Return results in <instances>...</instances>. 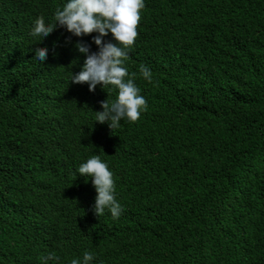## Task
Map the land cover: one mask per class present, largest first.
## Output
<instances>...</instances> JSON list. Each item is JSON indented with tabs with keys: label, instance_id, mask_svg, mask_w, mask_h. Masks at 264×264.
I'll list each match as a JSON object with an SVG mask.
<instances>
[{
	"label": "trees",
	"instance_id": "16d2710c",
	"mask_svg": "<svg viewBox=\"0 0 264 264\" xmlns=\"http://www.w3.org/2000/svg\"><path fill=\"white\" fill-rule=\"evenodd\" d=\"M65 2L0 0V264H264V0H145L125 67L148 107L113 130L95 111L117 91L71 82L96 33L29 34ZM92 155L118 219L92 211Z\"/></svg>",
	"mask_w": 264,
	"mask_h": 264
},
{
	"label": "clouds",
	"instance_id": "9594fccd",
	"mask_svg": "<svg viewBox=\"0 0 264 264\" xmlns=\"http://www.w3.org/2000/svg\"><path fill=\"white\" fill-rule=\"evenodd\" d=\"M144 7L145 0H66L62 8L55 10L53 21L46 24L43 17H38L29 33L42 38L41 41L58 27L77 37L96 33L92 39L98 51L90 52V46L82 41L76 43L78 52L85 59L81 71L72 75L71 82L88 85L89 91H95L97 85L104 90L112 86L117 91L111 103L103 101V110L95 111V122L107 123L112 130L118 128L122 120L138 121L148 107L134 81L136 73L129 74L125 67L138 36L137 26ZM7 24L6 17L0 15V27L6 29ZM109 33L112 40L105 41L104 37ZM47 53L48 48H37L34 59L44 62ZM139 74L146 81L153 80L151 70L144 64L139 65ZM77 172L86 183L91 179L97 193L93 213L101 216L107 210L113 219H118L123 209L116 198L114 173L108 163L99 155H92L79 165ZM94 259V253L84 251L82 259L74 258L70 264H93ZM51 260H59V257L55 253L44 257L45 264Z\"/></svg>",
	"mask_w": 264,
	"mask_h": 264
}]
</instances>
